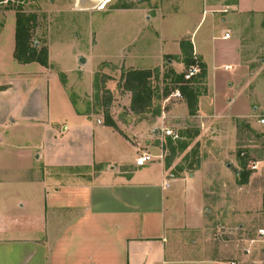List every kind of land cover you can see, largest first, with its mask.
<instances>
[{"label": "rangeland", "instance_id": "1", "mask_svg": "<svg viewBox=\"0 0 264 264\" xmlns=\"http://www.w3.org/2000/svg\"><path fill=\"white\" fill-rule=\"evenodd\" d=\"M104 1L0 0V69L16 74L13 85L0 83V91L15 90L0 97V117L8 111L39 114L49 103L50 110L62 118L66 99L74 108L89 111L103 124L120 127L130 136L144 125L163 129L165 141L153 142L163 146L159 160L168 175L188 179L193 174L206 186L210 212L205 230L195 235L201 249L205 247L213 256L219 247L220 255L233 248L250 255L255 264H264V238L259 235L264 230V15L224 12L226 23L221 21L211 29L208 20L197 30L200 19L194 14L203 9L199 0H179L186 12L177 15L166 13L168 0H110L101 9ZM251 7L261 9L264 0H255ZM149 9V15L159 20L148 21ZM17 14L31 18L33 47L48 50L45 66L36 62L21 66L15 55L13 60ZM227 28L236 36L224 41ZM185 37L192 38L205 56L215 86L223 88L227 79H242L228 81L240 86L238 91L228 88L221 94L236 100L232 113L245 112L250 104L249 117L216 112L215 88L208 75L189 81H195L191 84L201 92L198 111L192 115L177 89L184 83L168 76L171 69L176 72L174 61L183 63L182 55L162 58L179 52L173 40ZM128 54L127 64L133 66L148 67L161 61L147 69L152 72L153 99L143 114L130 112V93L122 88V75L128 71L123 58ZM194 56L197 59L191 67L204 63ZM183 64V72L177 74L191 68ZM226 65L230 68L225 71ZM167 130L171 136L165 134ZM23 132L26 136L29 131Z\"/></svg>", "mask_w": 264, "mask_h": 264}, {"label": "crops", "instance_id": "2", "mask_svg": "<svg viewBox=\"0 0 264 264\" xmlns=\"http://www.w3.org/2000/svg\"><path fill=\"white\" fill-rule=\"evenodd\" d=\"M254 1L199 0L203 9L194 14L200 19L196 29L208 20L211 29L221 21L226 23V16L221 15L224 12L264 15V7H251ZM166 5L167 14L186 12L179 0H168ZM149 12L151 9L148 21L159 20ZM227 32L229 39H225ZM235 36L227 28L221 39ZM181 40H190L194 55L207 67L210 86L215 88L216 112L232 113L236 100L221 93L228 88L238 91L240 86L228 81L242 79H227L223 88L215 86L196 42L187 37L173 41L180 47ZM14 51L15 43L13 60ZM129 54L123 58L128 70H147L161 63L129 65ZM166 55L181 56V47L162 58ZM172 67L177 73L184 70L181 62L174 61ZM15 78V73L0 69V83L13 85ZM14 91H0V97ZM63 102L67 111L62 118L50 110L49 103L39 114H1L0 264H255L250 255L233 248L220 255L219 247L213 256L205 247L201 249L195 235L205 230L206 213L210 212L206 209V186L193 174L188 179L168 175L159 160L162 155L158 151L163 146L153 142L165 141L163 129L144 125L130 131V136L120 127L98 123L101 120L91 112L74 108L66 99ZM129 110L132 112L131 105ZM250 110L249 104L245 112L232 114L247 118ZM26 130L25 136L26 132H21ZM144 153L150 154L153 162L136 166ZM238 228L242 231L244 226Z\"/></svg>", "mask_w": 264, "mask_h": 264}, {"label": "trees", "instance_id": "3", "mask_svg": "<svg viewBox=\"0 0 264 264\" xmlns=\"http://www.w3.org/2000/svg\"><path fill=\"white\" fill-rule=\"evenodd\" d=\"M31 18L24 14H17V28H16V49L15 59L21 64L40 63L46 65L48 58V50L43 49L37 51L32 45L33 26L30 25ZM180 47L182 50L183 63L187 67L195 64L197 58L194 56L193 45L190 40H181ZM42 54L46 58L42 57ZM201 75L195 76L194 80L198 78L205 79L207 77V67L204 63L199 64ZM187 73L177 74L173 69L169 71L168 76L175 79L177 83H184V86L179 89L180 93L186 98V103L190 112L195 114L198 111V99L201 96L199 88H196L194 82H189L185 79ZM152 72L150 70H135L129 69L122 75V88L124 91L131 93L132 103L131 111L136 114H143L151 105L153 96L150 89V78ZM264 208V199H263Z\"/></svg>", "mask_w": 264, "mask_h": 264}, {"label": "built area", "instance_id": "4", "mask_svg": "<svg viewBox=\"0 0 264 264\" xmlns=\"http://www.w3.org/2000/svg\"><path fill=\"white\" fill-rule=\"evenodd\" d=\"M229 38H230V35L229 34L225 35V39H229ZM199 73H200V68L199 67H191L188 70V72H187V74L185 76V79L187 81H190L192 78H194L195 76H197ZM98 123H101V121H99ZM165 134L167 136H171L172 135V131L167 130L165 132ZM153 160H154V158L150 154L144 153L140 157L137 158V160H136V166H138V167H144L148 163L153 162ZM259 235L264 238V230L259 231ZM232 264H235V263H232Z\"/></svg>", "mask_w": 264, "mask_h": 264}, {"label": "bare ground", "instance_id": "5", "mask_svg": "<svg viewBox=\"0 0 264 264\" xmlns=\"http://www.w3.org/2000/svg\"><path fill=\"white\" fill-rule=\"evenodd\" d=\"M110 2V0H105L103 3H102V7L101 9H105L106 5Z\"/></svg>", "mask_w": 264, "mask_h": 264}, {"label": "water", "instance_id": "6", "mask_svg": "<svg viewBox=\"0 0 264 264\" xmlns=\"http://www.w3.org/2000/svg\"><path fill=\"white\" fill-rule=\"evenodd\" d=\"M139 2H141L142 0H138Z\"/></svg>", "mask_w": 264, "mask_h": 264}]
</instances>
